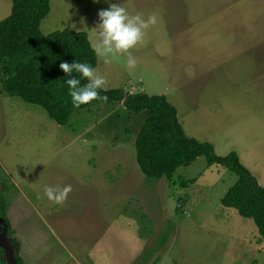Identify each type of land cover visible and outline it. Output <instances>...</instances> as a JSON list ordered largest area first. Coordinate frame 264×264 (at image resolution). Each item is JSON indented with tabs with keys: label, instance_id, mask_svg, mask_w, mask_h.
<instances>
[{
	"label": "rangeland",
	"instance_id": "obj_1",
	"mask_svg": "<svg viewBox=\"0 0 264 264\" xmlns=\"http://www.w3.org/2000/svg\"><path fill=\"white\" fill-rule=\"evenodd\" d=\"M113 3L158 19L131 50L134 69L98 57L106 87L166 95L187 135L235 150L264 185V0H49L40 30H84L94 44L98 11ZM10 7L0 0V18ZM123 103L96 100L57 124L0 91V186L7 212L17 203L24 264H264L253 218L221 202L238 174L200 154L149 179L134 147L147 110ZM46 185L72 191L56 204Z\"/></svg>",
	"mask_w": 264,
	"mask_h": 264
},
{
	"label": "trees",
	"instance_id": "obj_2",
	"mask_svg": "<svg viewBox=\"0 0 264 264\" xmlns=\"http://www.w3.org/2000/svg\"><path fill=\"white\" fill-rule=\"evenodd\" d=\"M48 12L49 0H11L9 13L0 18V91L39 105L57 124H64L76 107L65 83L68 77L59 65L78 61L94 69L98 56L84 30L64 28L43 34L40 23ZM72 76L79 78L76 72ZM86 83L87 80L81 78V85ZM107 89L100 91L107 100H122L124 107L133 112L147 110L134 138V147L135 158L149 179L171 178L178 168L204 154L209 163L224 165L238 174L221 202L253 218L258 232L264 236V185L235 150L218 154L208 140L187 135L166 95H154L145 90L125 91L119 87ZM7 190L8 186H0V217L3 220L0 226L6 224V234L15 245L17 264H24L19 240L7 216L10 203ZM2 253L0 246L1 264H8ZM158 260L157 256L153 263Z\"/></svg>",
	"mask_w": 264,
	"mask_h": 264
},
{
	"label": "clouds",
	"instance_id": "obj_3",
	"mask_svg": "<svg viewBox=\"0 0 264 264\" xmlns=\"http://www.w3.org/2000/svg\"><path fill=\"white\" fill-rule=\"evenodd\" d=\"M94 2L99 3L100 0H94ZM98 17L100 20L96 27L99 29L98 38L93 44L96 55L102 58L105 65L111 64L119 56H126L127 68L134 69L137 60L131 50L145 43L146 30L156 25L157 16L150 14L145 19L140 13L130 15L125 7L113 3L108 9L99 10ZM59 67L68 77L65 83L69 87V95L74 107L79 108L97 99L105 101L108 99L107 96L100 95V91L108 90L106 79L88 63L61 62ZM73 72L78 73L79 78L73 77ZM81 78L86 79L87 83L81 85ZM71 191V185H65L63 188L47 185L44 187V195L56 204H63Z\"/></svg>",
	"mask_w": 264,
	"mask_h": 264
},
{
	"label": "water",
	"instance_id": "obj_4",
	"mask_svg": "<svg viewBox=\"0 0 264 264\" xmlns=\"http://www.w3.org/2000/svg\"><path fill=\"white\" fill-rule=\"evenodd\" d=\"M0 221H3L0 217ZM0 246L3 249V257L6 260L8 264H17V260L15 257V245L11 240V237H9L6 234V224L3 223L0 226Z\"/></svg>",
	"mask_w": 264,
	"mask_h": 264
},
{
	"label": "crops",
	"instance_id": "obj_5",
	"mask_svg": "<svg viewBox=\"0 0 264 264\" xmlns=\"http://www.w3.org/2000/svg\"><path fill=\"white\" fill-rule=\"evenodd\" d=\"M75 110V109H74ZM73 110V111H74ZM72 111V112H73ZM71 112V113H72ZM70 116V115H69ZM69 118V117H68ZM68 118H67V120H68ZM67 120L65 121V122H67ZM65 124V123H64ZM10 177V179H13L14 180V182H15V180H17V178H15L14 176H12V175H9ZM18 195H22V196H24L25 194H24V192L23 193H18ZM26 196V195H25ZM19 197V196H18ZM28 196H26V198H27ZM16 205H17V203H12V205L9 207V210H8V218H9V221H10V223H11V225L13 226V228L15 229V235H16V237L18 238V240H19V242L20 243H22L21 242V239H20V235H19V231H18V225L21 223L20 221L21 220H19V218H17L16 216V214L18 213V211H17V209L15 208L16 207ZM38 208L39 209H37L36 211L38 212V213H40V215H41V217L43 216L42 215V210H41V208L38 206ZM43 218V217H42ZM71 252V251H70Z\"/></svg>",
	"mask_w": 264,
	"mask_h": 264
}]
</instances>
